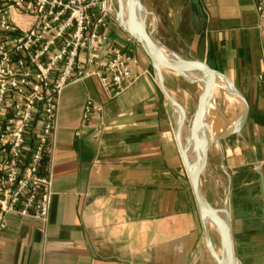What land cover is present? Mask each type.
I'll list each match as a JSON object with an SVG mask.
<instances>
[{
	"label": "crops",
	"instance_id": "0c3cea01",
	"mask_svg": "<svg viewBox=\"0 0 264 264\" xmlns=\"http://www.w3.org/2000/svg\"><path fill=\"white\" fill-rule=\"evenodd\" d=\"M258 1L140 0L146 30L159 47L207 64L238 101L230 103L224 93L214 97L215 113L206 121L215 136L231 135L210 147L199 185L215 210L228 213L242 264H264V21ZM108 32L137 58L139 79L114 100L96 78L63 90L49 224L10 215L0 234V264H204L205 222L178 141L188 137L201 87L160 71L184 114L178 132L176 109L141 46L116 22ZM90 100L103 106L104 120L82 128Z\"/></svg>",
	"mask_w": 264,
	"mask_h": 264
},
{
	"label": "built area",
	"instance_id": "2783aa9c",
	"mask_svg": "<svg viewBox=\"0 0 264 264\" xmlns=\"http://www.w3.org/2000/svg\"><path fill=\"white\" fill-rule=\"evenodd\" d=\"M116 0H0V234L10 215L49 224L63 90L96 78L108 99L139 79L108 30ZM264 21V0L256 4ZM104 120L88 101L82 128ZM80 135V133H77Z\"/></svg>",
	"mask_w": 264,
	"mask_h": 264
},
{
	"label": "water",
	"instance_id": "95a60500",
	"mask_svg": "<svg viewBox=\"0 0 264 264\" xmlns=\"http://www.w3.org/2000/svg\"><path fill=\"white\" fill-rule=\"evenodd\" d=\"M136 5L144 11L143 6L140 3V0H128V8H127V17L124 16V4L122 0H119V10L117 11V24L124 30L126 34H128L132 39H134L142 48L147 58L150 60L154 69L160 74V69H167L173 72L180 74L181 76L191 69L200 70L201 73L205 75V78H194L192 82H195L200 85L201 92L199 95V101L197 105L196 112L193 117L192 124L188 129V137L191 142L194 144V147L197 150V156H199V152H202L201 162L198 166L192 164L187 160V156L182 149V145L180 142V138H178L179 144L181 146L185 167L189 179L191 181L194 195L196 198V202L198 205V209L200 210L201 216L205 222L206 218L212 220L217 228L223 245V256L219 258L216 254L210 232L208 231L207 225L205 224V242L208 246L209 250L213 254L214 258L217 261V264H237L238 260L235 256L234 252V243L231 233V225L230 219L228 217V213L224 212L225 220L222 219L220 213L215 210L209 202L206 200L202 191L200 189V178L202 173L205 170L208 152L212 145L219 144L220 142L226 140L231 133H224L222 135L215 136L210 128L209 123L206 121V114L208 107L212 101H214V91L216 85V74L210 67L204 62H200L197 60H186L179 56H176L170 52L163 51L155 40L148 34L146 30V26L144 23V19L140 21L139 28L137 27L139 34L137 35L134 32L133 25L137 24V19L135 17V8ZM138 25V24H137ZM186 78L185 76H183ZM187 79V78H186ZM158 82L160 86L166 91L171 104L173 107L178 109L177 118L179 123V131L184 128V114L182 108L178 105V103L172 98V96L167 92L166 88L163 86L162 80L158 78Z\"/></svg>",
	"mask_w": 264,
	"mask_h": 264
},
{
	"label": "bare ground",
	"instance_id": "6f19581e",
	"mask_svg": "<svg viewBox=\"0 0 264 264\" xmlns=\"http://www.w3.org/2000/svg\"><path fill=\"white\" fill-rule=\"evenodd\" d=\"M123 1V4H124V7H125V10H124V16H125V18L127 17V8H128V0H122ZM141 8L140 7H138L137 5H136V8H135V17H136V19H137V24L135 25H133V29H134V32L138 35L139 34V31H138V29H137V27L139 28V23H140V21H141V17H140V12H141ZM184 76H186V77H188V78H190V79H192V80H194V78H197V77H199V78H205V75L203 74V73H201V71L200 70H197V69H191V70H189V71H187L186 73H184L183 74ZM226 88H227V85H226V82H225V80L223 79V78H221V77H219V76H216V85H215V89H216V91H218L219 93H224V96L226 97H228V95H227V93H226ZM227 99V98H226ZM228 100L230 101V103L232 102L233 103V101L235 100L232 96L231 97H228ZM236 101V100H235ZM234 101V102H235ZM236 102H238V101H236ZM229 105V104H228ZM233 105V104H232ZM231 104H230V106H232ZM177 109V108H176ZM215 109H216V104H215V101H212L211 103H210V105H209V107H208V110H207V112H209V113H211V114H214L215 112ZM177 112H179L178 111V109H177ZM215 118V117H214ZM213 120V119H212ZM216 120V119H215ZM215 120H214V122H215ZM216 121H218V120H216ZM233 123V122H232ZM217 125V124H216ZM221 125H220V123H219V127H220ZM224 128V127H223ZM223 128H221L220 127V130L221 129H223ZM212 129H214L213 127H212ZM220 130H218V132H220ZM180 142H181V145H182V149H183V151H184V153H185V156H187V160H189V162H191L192 164H194V162H195V160H196V158L198 157L197 156V150H196V148L194 147V144L191 142V140H190V138L189 137H183L181 140H180ZM201 153V151L199 152V154ZM220 216L222 217V219L223 220H225V215H224V213H220ZM206 220H207V222H208V225H209V227L210 228H216L215 227V224H214V222L212 221V220H210L209 218H206L205 219V224L207 225V223H206ZM207 228H208V226H207Z\"/></svg>",
	"mask_w": 264,
	"mask_h": 264
},
{
	"label": "rangeland",
	"instance_id": "374dc122",
	"mask_svg": "<svg viewBox=\"0 0 264 264\" xmlns=\"http://www.w3.org/2000/svg\"><path fill=\"white\" fill-rule=\"evenodd\" d=\"M151 0H144V2H146L148 5L150 4ZM117 4H116V14L117 11L119 10V0H116ZM140 17L142 20L143 17V11L141 10L140 12ZM117 23V22H116ZM150 30H147L148 34L150 35ZM152 37V36H151ZM162 69H160L161 71ZM158 78H160L162 81L163 79L161 78L160 74L158 73ZM197 83H195L194 86H196ZM200 86V85H199ZM170 94V92H168ZM172 96V98H175L174 94H170ZM221 93H219L218 91H214V97L217 99H220L221 97ZM215 101V100H214ZM192 113V111L190 112ZM192 114L188 115V118L191 116ZM213 114L207 112L206 114V120H208ZM190 119V118H189ZM208 231L210 232V236H211V240H212V244L214 247V250L216 252V254L218 255L219 258H222L223 256V245H222V240H221V236L217 230V228H208ZM238 256H236L238 263L237 264H242L241 263V257L243 256V254H241L240 252L237 254ZM204 264H217L216 259L214 258L213 254L211 253V251L209 250L207 253V256L204 258Z\"/></svg>",
	"mask_w": 264,
	"mask_h": 264
}]
</instances>
